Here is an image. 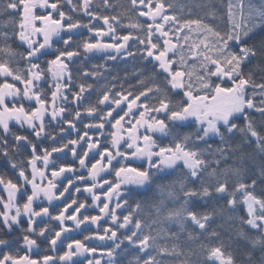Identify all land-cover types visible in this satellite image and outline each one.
Returning a JSON list of instances; mask_svg holds the SVG:
<instances>
[{"label":"snow or ice","instance_id":"6c2138e0","mask_svg":"<svg viewBox=\"0 0 264 264\" xmlns=\"http://www.w3.org/2000/svg\"><path fill=\"white\" fill-rule=\"evenodd\" d=\"M0 264H264V0H0Z\"/></svg>","mask_w":264,"mask_h":264},{"label":"trees","instance_id":"16d2710c","mask_svg":"<svg viewBox=\"0 0 264 264\" xmlns=\"http://www.w3.org/2000/svg\"><path fill=\"white\" fill-rule=\"evenodd\" d=\"M122 31H124V30H122ZM102 62H103V61H102V59H101L100 54H97V55H96V56L90 61V63H102ZM89 214H96V212L90 210ZM102 223H103V222H102ZM93 227H94V226H93ZM74 235H75L76 238L82 239V235L79 234V232L74 233Z\"/></svg>","mask_w":264,"mask_h":264},{"label":"rangeland","instance_id":"374dc122","mask_svg":"<svg viewBox=\"0 0 264 264\" xmlns=\"http://www.w3.org/2000/svg\"><path fill=\"white\" fill-rule=\"evenodd\" d=\"M77 232H79V230H77Z\"/></svg>","mask_w":264,"mask_h":264}]
</instances>
